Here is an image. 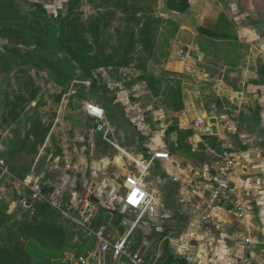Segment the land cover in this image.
Listing matches in <instances>:
<instances>
[{"label": "crops", "instance_id": "crops-1", "mask_svg": "<svg viewBox=\"0 0 264 264\" xmlns=\"http://www.w3.org/2000/svg\"><path fill=\"white\" fill-rule=\"evenodd\" d=\"M208 1L189 0L190 7L185 12H177L167 7V0H157L155 11L162 19L160 29L170 26L175 32L165 41L159 34L150 61L156 65L159 74L177 79L181 105L176 104L172 93L171 106L161 105L163 109L159 104L157 118L153 120L156 124L154 132H157L152 134L153 138L144 132L142 138L145 140L139 141L142 145L137 151H134L135 146L118 142L114 144L117 155L113 161H101L103 166L106 164V172L111 169V164L122 167L114 176L122 180L123 192L118 190L113 178L103 182L104 186L98 184L96 190L89 187L90 181L87 186L79 185L67 178V171L52 162L51 167L48 166V178L43 182L51 191L54 188V192L61 191L66 202L73 206H78L83 197H96L99 200L95 204L97 215L102 213L107 217L105 223L99 224L96 215V228L105 231L108 219L118 216L115 224L121 236L130 233V240L137 225L133 228L132 222L121 211L126 192L125 177L132 172L126 167L127 161L135 159L147 163L155 152H168L169 159H155L143 177L157 207L156 214L146 215L157 216L162 200L169 205L163 212L162 226L154 229L155 235L161 229L168 232H162L166 258L163 264H178L173 260H185L187 264H264V35L248 24L243 26V20L240 22L236 13L233 18L227 14L224 0L218 6L217 17L209 14ZM216 25L222 28L218 31ZM181 50H185V59H182ZM153 75L157 77V74ZM91 101L86 104H97ZM105 110L107 125L112 131L107 108ZM88 117L93 122V131L104 136L95 130L96 120ZM142 119L145 122V117ZM201 120L203 124L198 126L197 122ZM44 136L41 150L48 147L51 139V135ZM225 151H229L233 159L234 191L227 209L210 210L205 169L211 168L214 172L221 165V155ZM56 175L64 177L63 182ZM29 180L39 179L30 176ZM236 198L245 202L248 212L245 220L228 211L232 208L231 199ZM13 211L7 213L11 215ZM203 216L207 218L203 220ZM63 219L75 225L63 215L60 224L65 223ZM127 223L129 229L125 226ZM246 237L251 238L250 243L245 242ZM84 238L87 242L96 240ZM136 238L137 245H141L138 249H142L148 262L144 249L150 245V239L147 235ZM76 241L74 239L73 243ZM92 247L90 245L86 250ZM131 248L137 250L134 246ZM69 253L72 252L64 251L61 257L53 258L51 264L55 260L72 264L66 257ZM89 264L131 263L125 258L114 259L109 252L103 261L92 260Z\"/></svg>", "mask_w": 264, "mask_h": 264}, {"label": "rangeland", "instance_id": "rangeland-1", "mask_svg": "<svg viewBox=\"0 0 264 264\" xmlns=\"http://www.w3.org/2000/svg\"><path fill=\"white\" fill-rule=\"evenodd\" d=\"M132 1L129 0V3L132 4ZM138 1L146 12L149 13L151 8V15L156 16L157 0ZM221 1L209 0L207 6L210 9L207 12L217 17ZM224 1L227 4V14L233 18L236 13L240 22L243 20V26L248 24L264 35V0ZM122 4L123 0H14V18L0 22V158L6 161L8 169V173L0 181V207L6 211L14 210L0 227V248L11 244L29 248L35 243L36 239L29 236V223L33 222L34 212L29 205L32 194L23 183L26 179L30 176L34 180L39 179L48 194L64 195L59 190L54 192L55 188L51 191L43 182L48 178L47 172L52 162L67 171V178L75 180L79 185L84 186L90 181L89 187L96 190L98 184L104 186L103 182L113 178L118 190L123 192L122 180L114 176L122 167L111 164V169L106 172V164L103 166L101 161H113L117 155L114 144L117 145L118 142L135 146L134 151L141 149V142L145 140L142 138L144 132L150 137L157 133L154 132L156 124L153 120L160 106H171L177 79L159 74L156 65L150 60V64L147 60V68L144 70L134 62L119 71L102 67L95 70L91 78H82L80 66L67 51L56 47L50 49L47 47V36L43 37L42 34L41 38L35 35L36 30L43 27L59 32L61 20L68 18L73 12L72 17L78 16L85 23H89L92 17L107 21L104 37L114 44L118 39L117 31L123 32L127 27ZM237 5L239 8H234ZM71 6H74L73 11ZM141 15L143 9L139 11V16ZM131 27L139 29L134 24ZM220 28L221 25L215 27L218 31ZM174 32L170 26L159 29L156 39L161 34L165 41ZM85 35L90 43L93 42V35L88 28ZM262 43L264 44V38ZM109 44L105 45L106 52L111 49ZM136 48L135 56H141L144 60L146 56L140 49L142 47L136 45ZM67 59L69 62H65ZM153 74H157V77ZM151 75L155 78V81L151 80L152 84L146 79ZM90 100L107 108L112 129L107 139L93 131V122L84 109L86 102ZM142 117H145V122ZM45 134L51 135V139L48 147L41 150V136L44 137ZM32 144H35L34 153H31ZM126 167L133 173L138 172L133 161L128 160ZM56 178L61 182L64 180L61 175H56ZM119 202L120 199L116 203ZM168 207L167 201L162 200L157 216L145 215L142 218L132 210H122L126 219L132 223L141 221L137 223L129 241L131 246L138 249L141 245H137L136 236L149 237L150 245L144 251L151 264H163L166 260L162 232L166 233L167 229H161L156 235L154 229L162 226L161 218ZM117 218L118 216L108 219L105 235L111 240L122 234L115 224ZM106 219L102 213H98L99 224L105 223ZM56 220L61 222V218ZM62 221L65 222L62 225L70 233L69 243L72 245L63 247L60 243L49 242L61 245V248H56L57 253L61 254L63 250L74 253L79 248L83 252L90 245L97 244L96 240L84 242L85 234L75 223L73 225L67 220ZM74 239L78 242L73 243ZM17 264H29V261L24 259L23 263L20 260ZM54 264L61 263L55 260Z\"/></svg>", "mask_w": 264, "mask_h": 264}, {"label": "trees", "instance_id": "trees-1", "mask_svg": "<svg viewBox=\"0 0 264 264\" xmlns=\"http://www.w3.org/2000/svg\"><path fill=\"white\" fill-rule=\"evenodd\" d=\"M151 1L156 2V0ZM132 2L130 4L129 0H123L122 7L127 27L123 32L117 31L118 39L114 44L110 43L109 38L104 37L103 31L108 25L107 21L103 18L92 17L89 23H85L80 21L78 16L72 17L73 12L70 13L71 17L68 16V18L61 20L58 26L59 32L53 28L43 27V29H37L35 35L38 37L42 34H44L43 37L47 36L48 48L53 49L56 47L67 51L71 58L80 66L82 78H91L93 72L102 67L119 71L121 68L129 67L134 62H137L140 68L144 70L147 68L148 61L154 56L156 36L162 25V19L155 15L152 16L150 13L152 12L151 8H149L150 14L146 12L140 6V1L133 0ZM73 7L71 6L72 11ZM167 7L173 11L185 12L190 7V2L189 0H167ZM14 9V0H0V22L14 18L12 15L15 13ZM140 9H143L141 17L139 16ZM130 24L139 26V29L136 30ZM87 28L93 35V42L91 43L85 35ZM29 42L31 41L29 40ZM106 44L110 45L111 49L109 52L105 50L107 48ZM136 45L142 47L140 49L146 56L144 60L141 56H135ZM65 62H69V59ZM142 78L145 77L143 76ZM146 79H149L150 83L152 79L155 81L152 75L146 77ZM173 100L179 106L181 105L180 89L176 88L173 92ZM44 140L45 136H41V141ZM32 147L31 153H34L36 149L34 145ZM29 192L31 193V191ZM45 192L47 191L45 190ZM29 205L34 212L33 222L29 223V236L36 239L35 243L29 248L18 244L0 248V264H17L20 260L23 263L24 259L27 262L29 261V264H51L53 258H58L59 255L63 254L64 250L61 254L57 253V249L61 248V245L63 247L67 244L72 245L69 243V231L56 220L62 217L58 211L51 209L46 202L29 200ZM10 217L7 211L0 207V227ZM121 217L123 216L121 215ZM121 217L120 219H122ZM83 241L86 242V238ZM49 242H57L61 245L53 243V246ZM83 252L81 248L76 251L77 254H82ZM172 262L187 264L185 260H173Z\"/></svg>", "mask_w": 264, "mask_h": 264}, {"label": "built area", "instance_id": "built-area-1", "mask_svg": "<svg viewBox=\"0 0 264 264\" xmlns=\"http://www.w3.org/2000/svg\"><path fill=\"white\" fill-rule=\"evenodd\" d=\"M180 54L182 59L186 58L185 50H181ZM86 112L96 120L95 130L103 133L104 138L107 139L110 129L107 125L105 109L98 104L87 103ZM201 124H203L202 120L197 122L198 126ZM221 158L222 163L214 172H212L211 168L205 169V177L209 180L206 189L207 207L210 210L227 209L229 206L228 201L234 191L231 179L233 159L230 152H223ZM155 159L168 160L169 153L163 151L155 152L152 159L147 163H140L133 159L132 161L138 168V173L131 172L125 177L126 192L123 199V209L134 211L139 214L140 218L146 214L154 215L157 213L155 197L148 190L147 184L143 180L145 172L150 168ZM7 173L6 161L0 158V176L2 177ZM23 183L31 190L32 200L48 203L51 209L60 212L63 216L73 221L84 232L86 237L96 239V246L86 250L83 254H67V260L72 264H89L92 260H99L101 262L109 252L114 259L121 260L125 258L131 264H148L142 249L133 250L131 248L129 241L130 233L111 240L105 235L103 229L96 228L97 206L90 196L81 198L80 206H73L71 202H66L64 195L48 194L45 192L39 180L33 182L26 179ZM74 197L77 198L78 195L74 194ZM231 206L232 208L228 209V211L236 214L240 220H245L248 217L247 208L243 200L238 198L235 200L231 199ZM75 211L77 212L76 214ZM206 218V216L202 217L203 220ZM138 222L139 220L132 223L131 226L134 228ZM245 242L250 243L251 238L246 237Z\"/></svg>", "mask_w": 264, "mask_h": 264}, {"label": "water", "instance_id": "water-1", "mask_svg": "<svg viewBox=\"0 0 264 264\" xmlns=\"http://www.w3.org/2000/svg\"><path fill=\"white\" fill-rule=\"evenodd\" d=\"M92 200H94L95 204H98L99 203V200L96 197H94V196H92ZM123 206H124V204H122V209H123ZM125 226H126L127 229L130 228V224H128V223Z\"/></svg>", "mask_w": 264, "mask_h": 264}]
</instances>
